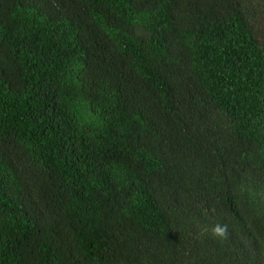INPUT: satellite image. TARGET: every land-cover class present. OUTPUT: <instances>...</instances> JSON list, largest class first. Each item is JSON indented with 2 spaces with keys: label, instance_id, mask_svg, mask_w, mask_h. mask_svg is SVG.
I'll return each instance as SVG.
<instances>
[{
  "label": "trees",
  "instance_id": "trees-1",
  "mask_svg": "<svg viewBox=\"0 0 264 264\" xmlns=\"http://www.w3.org/2000/svg\"><path fill=\"white\" fill-rule=\"evenodd\" d=\"M0 264H264V0H0Z\"/></svg>",
  "mask_w": 264,
  "mask_h": 264
},
{
  "label": "clouds",
  "instance_id": "clouds-1",
  "mask_svg": "<svg viewBox=\"0 0 264 264\" xmlns=\"http://www.w3.org/2000/svg\"><path fill=\"white\" fill-rule=\"evenodd\" d=\"M211 232L218 239H226L228 234V229L226 225L216 223L211 227Z\"/></svg>",
  "mask_w": 264,
  "mask_h": 264
}]
</instances>
